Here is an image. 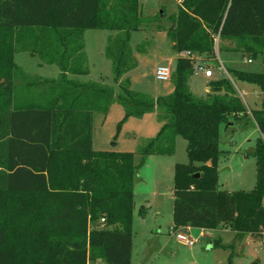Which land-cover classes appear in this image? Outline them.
<instances>
[{
	"label": "trees",
	"instance_id": "1",
	"mask_svg": "<svg viewBox=\"0 0 264 264\" xmlns=\"http://www.w3.org/2000/svg\"><path fill=\"white\" fill-rule=\"evenodd\" d=\"M162 18L164 10L145 17L141 0H0V264H131L135 154L93 147V116L112 101L125 108L122 121L160 110L165 122L141 148L143 159L172 154L177 135L187 141L189 161L175 166V228L264 234L262 137L252 151L255 187H218L221 125L245 119L264 135V71L229 73L261 89L259 109L247 107L228 77L209 83L221 92L195 96L189 87L197 63L212 68L217 42L264 63V0H181L168 26ZM147 25L165 30L178 55L174 92L156 100L121 81L137 66L131 34ZM88 29L119 32L105 50L119 94L68 78L89 72ZM21 41L60 75L27 74L14 59Z\"/></svg>",
	"mask_w": 264,
	"mask_h": 264
},
{
	"label": "rangeland",
	"instance_id": "2",
	"mask_svg": "<svg viewBox=\"0 0 264 264\" xmlns=\"http://www.w3.org/2000/svg\"><path fill=\"white\" fill-rule=\"evenodd\" d=\"M178 3L177 0H143L141 6L145 17H152L164 10L165 18L159 24L166 27ZM118 35V31L107 29L86 30L83 40L89 72L68 73V77L80 82L102 83L119 94L120 86L114 78L112 61L105 55L109 38L114 40ZM130 45L137 66L123 74L121 81L128 83L132 91L151 100L171 95L175 88L173 79L162 81L156 78L157 66L169 65L174 70L178 58L166 31L158 30L156 25H147L132 32ZM24 46L22 41L16 43L15 62L27 74L49 78L60 75L56 64L46 63L38 55H31ZM249 58L247 53L232 51L225 42H217L216 57L210 61L214 77L233 80L229 74L232 70L264 71L260 57L252 62H248ZM203 77L201 74L190 77L189 87L195 96L204 92L206 80H211ZM20 81L22 79L18 76L17 82ZM232 83L249 109L261 108L262 96L259 93L262 91L258 86L239 80H233ZM160 113L156 108L141 117H129L122 121L125 108L117 101H112L107 112L95 113L92 121L95 150L135 154L131 264H264V234H245L235 239L230 228H192L191 236L197 242L191 247L178 242L172 235L175 166L189 161L187 141L180 135L175 136L172 154H154L146 159L139 154L141 148L161 130L165 121ZM260 137L264 140L258 128L245 119L232 121V125H221L219 189L250 191L255 187L257 159L252 151ZM142 207L144 215L140 214ZM94 264L103 263L98 260Z\"/></svg>",
	"mask_w": 264,
	"mask_h": 264
},
{
	"label": "built area",
	"instance_id": "3",
	"mask_svg": "<svg viewBox=\"0 0 264 264\" xmlns=\"http://www.w3.org/2000/svg\"><path fill=\"white\" fill-rule=\"evenodd\" d=\"M177 1L180 2L181 0H177ZM248 62H252L251 59H248ZM195 71L203 72L206 77L214 76L213 69L211 67H207L206 63H202V62L197 63L195 66ZM172 73H173V69L169 65H159L156 67V78L158 80H162V81L169 80L172 76ZM101 221L103 222L104 219H102ZM170 231L172 235L180 243H183L191 247L197 242V240L191 236L190 227L175 228L173 226Z\"/></svg>",
	"mask_w": 264,
	"mask_h": 264
},
{
	"label": "crops",
	"instance_id": "4",
	"mask_svg": "<svg viewBox=\"0 0 264 264\" xmlns=\"http://www.w3.org/2000/svg\"><path fill=\"white\" fill-rule=\"evenodd\" d=\"M16 54V53H15ZM34 56V55H33ZM14 59H15V56H14ZM18 65V64H17ZM213 69V68H212ZM195 74H201L202 76H204L203 78H205V79H209V78H211V80L209 79V80H206V87H205V90H204V92H202V93H200V94H198V96H204L207 92H209L208 91V88L209 87H211V86H209V83L212 81V80H216V79H218V78H215L214 76H215V72H214V70H213V77H206L205 75H204V73L203 72H199V71H196L195 73H194V75ZM39 77V76H38ZM41 78H49V77H41ZM69 78V77H68ZM74 80V79H73ZM259 94H261V96L263 97V93H259ZM173 199H174V197H173ZM192 229V228H191Z\"/></svg>",
	"mask_w": 264,
	"mask_h": 264
},
{
	"label": "water",
	"instance_id": "5",
	"mask_svg": "<svg viewBox=\"0 0 264 264\" xmlns=\"http://www.w3.org/2000/svg\"><path fill=\"white\" fill-rule=\"evenodd\" d=\"M208 91L209 92H221L222 91V88L221 87H209L208 88ZM199 176V174L197 173V174H195V177H198Z\"/></svg>",
	"mask_w": 264,
	"mask_h": 264
}]
</instances>
